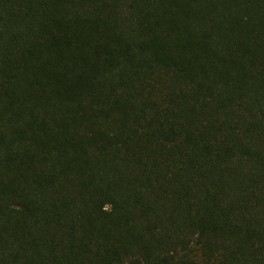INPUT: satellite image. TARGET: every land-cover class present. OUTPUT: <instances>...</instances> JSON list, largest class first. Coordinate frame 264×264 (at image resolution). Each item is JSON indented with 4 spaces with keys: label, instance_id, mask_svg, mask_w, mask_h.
I'll list each match as a JSON object with an SVG mask.
<instances>
[{
    "label": "trees",
    "instance_id": "16d2710c",
    "mask_svg": "<svg viewBox=\"0 0 264 264\" xmlns=\"http://www.w3.org/2000/svg\"><path fill=\"white\" fill-rule=\"evenodd\" d=\"M0 264H264V0H0Z\"/></svg>",
    "mask_w": 264,
    "mask_h": 264
}]
</instances>
